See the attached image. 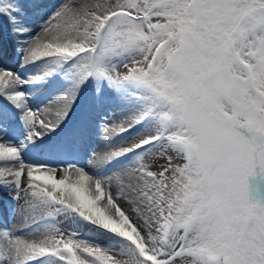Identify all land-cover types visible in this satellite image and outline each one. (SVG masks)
Instances as JSON below:
<instances>
[{"label": "snow or ice", "instance_id": "1", "mask_svg": "<svg viewBox=\"0 0 264 264\" xmlns=\"http://www.w3.org/2000/svg\"><path fill=\"white\" fill-rule=\"evenodd\" d=\"M0 25V264H264V0H0ZM85 90L106 147L135 141L87 167L59 136Z\"/></svg>", "mask_w": 264, "mask_h": 264}, {"label": "rangeland", "instance_id": "2", "mask_svg": "<svg viewBox=\"0 0 264 264\" xmlns=\"http://www.w3.org/2000/svg\"><path fill=\"white\" fill-rule=\"evenodd\" d=\"M52 4H54V3H52ZM5 46H6V48H9V50H10V57L9 58H11L12 60H14L15 61V66L13 67V68H16L17 67V56L14 54V52H13V48H14V42L12 41V39H11V37H9L8 38V42L7 43H5ZM120 71L121 72H123L124 71V69H120ZM46 93H48L47 91H45ZM39 93V94H38ZM46 93H44V92H39V90H36V89H34L33 90V95L34 96H36L37 98L34 100V102H38V104L40 103V101H44L45 100V98L49 95V93L48 94H46ZM38 94V95H37ZM45 94V95H44ZM84 101L85 100H87V99H89V101H90V105H92L91 104V99H92V93H91V90H85V92H84V94L82 95V97H81ZM82 103V102H81ZM108 103H111L110 101H106L105 102V104H108ZM79 104V103H78ZM77 104V105H78ZM98 106V105H97ZM77 107V106H76ZM100 107H101V105H100ZM106 110H107V108L106 107H104ZM76 109V108H75ZM117 111H120V109H117ZM98 115V114H97ZM78 117V116H77ZM97 119L94 121L93 119H91V117L89 118V121L87 122V120H86V124H87V127H88V136L90 137V139L91 140H93V139H95V138H97V137H100V136H102L103 134H102V132H100L99 130H98V127H97ZM72 125H74L73 124V122H71L70 123V126H72ZM59 135H60V132H59ZM133 143H135V141L134 140H131V139H128V140H125L122 144L121 143H116V144H114L115 146L113 147V150L114 149H116V148H119V147H126V146H128V145H130V144H133ZM90 144H91V142H90ZM84 149L86 150V147L84 146ZM85 154V153H84ZM87 156L88 155H83L82 156V158L81 159H79V161H80V163H82L83 165H87ZM6 205L7 206V208H8V210L7 211H1L2 213H4V215H6V214H8L9 213V211H10V209H14L15 208V205H16V208H17V205H18V201H15V202H10V201H8V200H6V199H2V200H0V205ZM1 210V209H0ZM38 218V217H37ZM18 221V222H17ZM17 221H16V224H14L12 227H8V228H10V229H13V228H15V230H18L19 228H21L22 227V221H19L18 219H17ZM29 223H31V221H29ZM24 237H25V239H28V240H31V239H33L34 237H33V235H31V234H24Z\"/></svg>", "mask_w": 264, "mask_h": 264}, {"label": "bare ground", "instance_id": "3", "mask_svg": "<svg viewBox=\"0 0 264 264\" xmlns=\"http://www.w3.org/2000/svg\"><path fill=\"white\" fill-rule=\"evenodd\" d=\"M45 2H46V3H50V4H52V3L55 4V3H58L59 0H45ZM2 32H3V27H1V33H2ZM11 39H12V41L14 42V47H15V46H16V38L11 37ZM5 43H6V40H5ZM5 50H6V56H5V59L3 60V63L6 64L7 66L14 67V66H15V61L12 60L11 58H9V57H10V50H9V48H6V46H5ZM44 95H45V94H44ZM34 103L38 104V102H34ZM41 106H42V105H41ZM99 110H100V112H101V111H104V110H106V109L104 108V106H102V108L99 109ZM118 112H119V111H118ZM72 130H73V129H67V130H66V137H70V134H71ZM86 137H87L86 134L83 135L82 140L84 141V140L86 139ZM114 146H115V145H113L112 147H106V141H105V139H104V136L102 135V136H100V137H97V138L91 140V144L85 146V147H86L85 155H88V156H87V159H88V158H89V154H90L92 151H95V152H97V153L103 154V153H105V152L112 151ZM84 166L87 167L88 165H84ZM113 191L115 192V188L113 189ZM21 203H23L22 200L18 201V206H19V204H21ZM18 206H17V207H18ZM123 206H124V207H127V205H123ZM0 208H1V211H7V210H8L7 206H6V205H3V204L0 206ZM1 211H0V212H1ZM14 215H15V216H14V217H11V218H9V217L7 216V220H8V218L11 220V226H9V227H12L14 224H16L17 219H18L19 221H21L20 217H19L15 212H14ZM1 218H3V217H1ZM4 219H5V217H4L2 220H4ZM17 222H18V221H17ZM0 228H3L1 224H0ZM13 230H15V228H13ZM24 238H25V237H24Z\"/></svg>", "mask_w": 264, "mask_h": 264}]
</instances>
